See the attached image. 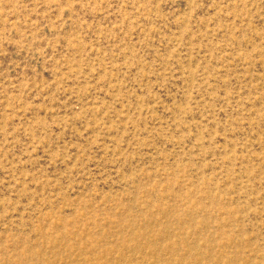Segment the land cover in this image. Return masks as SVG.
Returning <instances> with one entry per match:
<instances>
[{"label": "rangeland", "instance_id": "rangeland-1", "mask_svg": "<svg viewBox=\"0 0 264 264\" xmlns=\"http://www.w3.org/2000/svg\"><path fill=\"white\" fill-rule=\"evenodd\" d=\"M0 264H264V0H0Z\"/></svg>", "mask_w": 264, "mask_h": 264}]
</instances>
